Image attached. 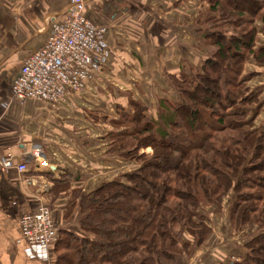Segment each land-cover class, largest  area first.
<instances>
[{
    "label": "trees",
    "instance_id": "16d2710c",
    "mask_svg": "<svg viewBox=\"0 0 264 264\" xmlns=\"http://www.w3.org/2000/svg\"><path fill=\"white\" fill-rule=\"evenodd\" d=\"M200 1L207 3L195 20L207 49L202 66L168 75L177 100L159 99L156 117L146 114L149 102L129 98L130 110L110 121L117 130L108 152L138 166L125 181L73 190L72 223L81 232L54 219V264H175L208 238L204 208L219 207L230 191L231 227L254 231L243 257L219 264H264V128L245 119L243 108L258 94L247 93L242 77L249 59L264 64V45L256 47L264 0ZM148 147L151 153L139 152ZM67 186V179L58 181L54 196Z\"/></svg>",
    "mask_w": 264,
    "mask_h": 264
},
{
    "label": "crops",
    "instance_id": "0c3cea01",
    "mask_svg": "<svg viewBox=\"0 0 264 264\" xmlns=\"http://www.w3.org/2000/svg\"><path fill=\"white\" fill-rule=\"evenodd\" d=\"M84 1L87 17L109 27L108 61L82 93L58 103H21L13 99L11 84L25 59L44 45L50 21L67 10L70 0H0V158L10 153L29 168L18 174L0 166V264H54L52 249L47 258L43 250L19 241L20 217L34 212L39 203L52 209L59 227L78 230L70 222L78 206L72 192H85V128L93 121L85 120V104L114 108L117 119L118 112L130 110L129 98L145 100L155 117L159 99L177 100L168 75L194 72L205 59L207 50L195 24L204 7L200 0ZM257 26L260 36L264 24ZM255 65V72H263L264 64ZM98 122L104 124L99 118L93 124ZM91 136L95 142L89 141L87 163L121 169L123 159L108 152L109 135ZM33 144L42 145L49 166H36L28 155ZM107 157L109 165L103 164ZM129 166L135 167L134 162ZM116 176L105 182L121 179ZM63 179L67 189L54 196L52 188Z\"/></svg>",
    "mask_w": 264,
    "mask_h": 264
},
{
    "label": "built area",
    "instance_id": "2783aa9c",
    "mask_svg": "<svg viewBox=\"0 0 264 264\" xmlns=\"http://www.w3.org/2000/svg\"><path fill=\"white\" fill-rule=\"evenodd\" d=\"M108 34V26L87 17L84 0H70L67 10L50 21L44 45L25 59L10 87L13 99L58 103L84 92L108 61ZM28 155L36 166H49L42 145L33 144ZM0 166L18 174L29 169L25 162L16 163L10 153L1 156ZM19 225V241L43 250L49 258L58 239L52 209L39 203L34 212L20 217Z\"/></svg>",
    "mask_w": 264,
    "mask_h": 264
},
{
    "label": "rangeland",
    "instance_id": "374dc122",
    "mask_svg": "<svg viewBox=\"0 0 264 264\" xmlns=\"http://www.w3.org/2000/svg\"><path fill=\"white\" fill-rule=\"evenodd\" d=\"M203 3L204 7L201 13L206 12L205 10L207 8V3ZM261 31L263 32L262 35H257L256 41L258 44H256V47H261L264 45V31ZM206 50L207 49H205V51ZM258 67L259 66L255 65L252 59H249L246 62L245 71L242 75V77L246 79V84L250 89L247 93H249L250 95L258 94V99L256 102L243 108L247 112L245 119H254L252 126L253 129L264 128V70L263 72L259 73L255 72L253 69H257ZM190 73H195V71ZM255 91L257 93H255ZM97 103H99V105L101 104V102ZM89 104L90 103L85 104V120H87L88 118H92L93 121L90 122V127L87 126L85 128V130L89 128V130L85 131V191L93 190L98 185L105 182L107 178L112 177L116 172V177H119L122 181H125V178L123 177L124 173H127L129 172L128 170L131 171L136 166H138L137 163L134 162L135 167L133 166L131 168L129 166V160L123 159L121 169H114V171H112L113 169H103L101 168V166L99 167V165L92 168L87 163L90 158L87 155V153L89 152H87L86 149L91 145V143L94 144L95 142L92 138L93 136L89 137V135L91 133L97 136H107V134L109 135L112 131L109 123L116 115V111L114 108L108 109L101 104L99 107H102V109L99 110V107L96 106L95 103H91V105ZM103 112L105 114H103ZM98 113L100 114L99 116ZM146 114L148 117L152 118L154 109H148ZM96 118L101 119L104 124L98 122L99 124L94 125L93 122H95ZM139 152L151 153L152 149L151 147H148L147 149H141ZM109 160H111V157H107L103 164L109 165L111 163ZM124 161H126L127 163H125ZM233 197L234 196L230 191L225 197H223L219 207L207 206L204 208V213L206 214L207 219L205 223L212 228V232L208 235V238H206V240L202 244L193 247L189 255L185 254V252L179 254L177 256L175 264H219L221 262H231L244 256L246 251H243V247L249 240L251 233H253L254 227L244 225L238 230H235L233 227H231L229 222V209L233 201ZM183 238L190 243L193 242V237L190 236L187 232L183 234Z\"/></svg>",
    "mask_w": 264,
    "mask_h": 264
}]
</instances>
